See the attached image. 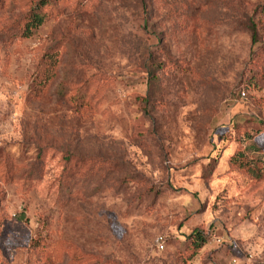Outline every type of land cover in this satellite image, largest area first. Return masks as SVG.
Instances as JSON below:
<instances>
[{
  "label": "rangeland",
  "instance_id": "rangeland-1",
  "mask_svg": "<svg viewBox=\"0 0 264 264\" xmlns=\"http://www.w3.org/2000/svg\"><path fill=\"white\" fill-rule=\"evenodd\" d=\"M263 122L264 0H0V264H264Z\"/></svg>",
  "mask_w": 264,
  "mask_h": 264
},
{
  "label": "trees",
  "instance_id": "trees-1",
  "mask_svg": "<svg viewBox=\"0 0 264 264\" xmlns=\"http://www.w3.org/2000/svg\"><path fill=\"white\" fill-rule=\"evenodd\" d=\"M43 4H44V2L40 1L38 3V6H35L34 8H32L28 12L27 19H26L25 24L23 26V36L24 37L31 36L33 30L42 26V24L44 23L43 14H40L38 11L39 6H41ZM250 36H251V42L253 44L256 43V40H257L256 29H255L253 24L250 25ZM39 65H41V63ZM45 73L46 72H45V70H43V68H39V67L37 68V78L39 80L43 78ZM53 75H54V73H53V67H52V69L49 72V75L44 78L45 84H47L48 81H50L53 78ZM260 125L264 127V122L260 123ZM255 151H257V150H255ZM228 167L234 168L236 170L247 171L251 176H253L257 180H261L264 178V163L261 165V167H258V160L248 159L246 154L242 151H235L230 156V158L228 160ZM21 218H23L22 215L19 217V220ZM189 240L191 241V246L193 247L194 251H197L205 243V239L203 238L202 234L198 231H194L191 234V236L189 237ZM163 243H165L164 238H163Z\"/></svg>",
  "mask_w": 264,
  "mask_h": 264
},
{
  "label": "built area",
  "instance_id": "built-area-1",
  "mask_svg": "<svg viewBox=\"0 0 264 264\" xmlns=\"http://www.w3.org/2000/svg\"><path fill=\"white\" fill-rule=\"evenodd\" d=\"M155 245H156L158 251L164 250L163 238L162 237H157L155 239Z\"/></svg>",
  "mask_w": 264,
  "mask_h": 264
}]
</instances>
